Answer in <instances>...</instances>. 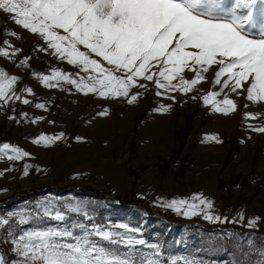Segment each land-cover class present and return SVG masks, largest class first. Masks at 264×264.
I'll return each instance as SVG.
<instances>
[{
	"label": "rangeland",
	"instance_id": "rangeland-1",
	"mask_svg": "<svg viewBox=\"0 0 264 264\" xmlns=\"http://www.w3.org/2000/svg\"><path fill=\"white\" fill-rule=\"evenodd\" d=\"M0 48L10 53L0 54V70L17 77L10 98L0 100V146L8 143L30 154L21 160L0 158V216L10 220L0 226V255L7 264L19 259L12 240L23 231L68 227L80 234L73 223L117 231L126 224L137 230V238L159 246L158 257L152 255L156 250L137 246L132 254L136 264L145 258L159 264H257L264 252V133L253 128L264 127V111L255 113L256 122L246 118L254 103L246 91L241 98L229 96L230 88H216L213 78L189 93L159 89L140 79L138 84L146 87L131 89L128 97L81 92L66 80L47 87L41 76L53 70L86 82L94 73L61 59L42 36L16 24L13 14L3 10ZM193 75L185 70V78ZM213 91L221 93L217 100L227 95L243 104L229 114L216 112L204 101ZM137 93L136 102L128 103ZM25 98L29 104L23 103ZM161 106L170 107L156 111ZM60 133L63 138L52 144L35 143L41 135ZM197 195L212 201L213 214L228 221L205 220L203 214L187 217L164 206L173 199L192 202ZM40 201L62 211L79 205L91 219L83 212L69 213L66 221L43 217L27 224L8 217L37 210ZM256 218L257 225L249 228L247 222Z\"/></svg>",
	"mask_w": 264,
	"mask_h": 264
},
{
	"label": "snow or ice",
	"instance_id": "snow-or-ice-1",
	"mask_svg": "<svg viewBox=\"0 0 264 264\" xmlns=\"http://www.w3.org/2000/svg\"><path fill=\"white\" fill-rule=\"evenodd\" d=\"M258 4L264 5V0H234L231 6L226 0H0V10L13 14L15 23L24 29L42 36L47 47L61 59L82 66L86 73H94L86 82L53 70L51 75L41 76L47 87H57L59 81L66 80L81 92L128 97L131 89L146 87L138 84L143 79L154 82L159 89L189 93L205 81V73L217 66L216 85L237 94L246 90L247 100L258 103L264 102V22L257 21ZM259 14L264 17V7ZM256 27L259 32L254 35L251 29ZM0 54L10 55L6 48H0ZM93 55L100 59L92 58ZM156 66L158 73L151 71ZM185 70L193 73V78H185ZM157 75L159 78L154 79ZM176 80L178 83L173 84ZM16 81L17 77L0 70V100L10 98ZM220 94L208 93L205 103L212 104L216 112H234L236 101L227 95L217 100ZM138 96L139 93L131 95L128 103H135ZM23 103L30 101L25 98ZM169 107L161 106L156 111L167 112ZM246 116L256 118L254 113ZM253 131L264 133V127H254ZM63 135H41L35 143L52 144ZM29 155L8 143L0 146V158L21 160ZM24 174H28L27 167ZM164 206L187 217L203 214L205 220L228 221L227 217L213 214L212 201L200 195L194 196L192 202L173 199ZM81 212L79 205L69 204L62 211L51 202L40 201L37 210L12 212L8 217H18L19 224H27L43 217L66 221L69 213ZM83 215L91 219L86 212ZM240 219L243 221L242 215ZM258 219L249 220L247 226L255 227ZM9 223V218L0 216V226ZM118 227L124 231L97 224L89 227L85 223H73L72 228L81 230L78 235L68 227L25 230L12 240L13 251L19 257L13 264H136L132 254L137 246L156 250L153 257L160 255L158 245H149L133 235L137 230L126 224ZM113 245L128 251L121 253ZM0 264H7L3 255ZM142 264H159V260L145 258ZM184 264L192 262L186 260ZM257 264H264V252Z\"/></svg>",
	"mask_w": 264,
	"mask_h": 264
},
{
	"label": "bare ground",
	"instance_id": "bare-ground-1",
	"mask_svg": "<svg viewBox=\"0 0 264 264\" xmlns=\"http://www.w3.org/2000/svg\"><path fill=\"white\" fill-rule=\"evenodd\" d=\"M233 2H234V0H231L230 5H232ZM261 7H264V6L258 4V5H257V10H256V12H255V15H256V18H257L258 23L264 22V17H261L260 14H259V9H260ZM243 11H246V10H243ZM251 32H252L254 35H256V34H258V32H259V28H258V27H256V28H252V29H251ZM155 69H156V70H155ZM151 71H153V72L158 71V67H157V66H156V67H153V68L151 69ZM214 71H216V67L213 66V70H210L208 73H205V76H206L207 80L205 79V81H203L204 83H208V78H213V79H215V78H214ZM222 79H224V78H222ZM206 81H207V82H206ZM176 82L178 83V80L173 81V84H176ZM201 85H202V84H201ZM201 85L198 84L197 86H195V88H194L193 90H196L197 87H200ZM218 87H220V86L217 85L216 88H218ZM200 88H201V87H200ZM245 91H246V90H240V92L242 93V95L245 93ZM239 95H241V94L233 93V92H231V91H230V94H229V96H236L237 98H241V96L238 97ZM241 100H242V99H241ZM237 101H238V100H237ZM236 104H237V108H236V110H237V109L240 107L239 104H243V102L239 100V102L236 103ZM249 108H250L249 112L254 113V114H255V113H259V112H263L264 110H263V109L260 110V108H264V102H258V103H257V102H254V103H250V107H249ZM238 110H239V109H238ZM261 114H262V113H261ZM258 116H259V114H258ZM258 116L256 117V119H252V118H248V117H246V118H248V119H250V120L256 122L255 120H257ZM260 117H261V116H260ZM208 137H209V136H208Z\"/></svg>",
	"mask_w": 264,
	"mask_h": 264
}]
</instances>
